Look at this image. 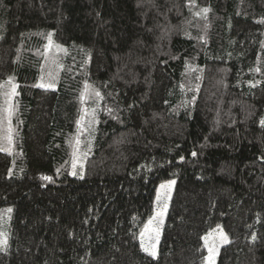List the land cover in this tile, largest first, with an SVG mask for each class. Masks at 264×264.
<instances>
[{
  "label": "trees",
  "instance_id": "trees-1",
  "mask_svg": "<svg viewBox=\"0 0 264 264\" xmlns=\"http://www.w3.org/2000/svg\"><path fill=\"white\" fill-rule=\"evenodd\" d=\"M0 146V264H264V0H0Z\"/></svg>",
  "mask_w": 264,
  "mask_h": 264
},
{
  "label": "rangeland",
  "instance_id": "rangeland-1",
  "mask_svg": "<svg viewBox=\"0 0 264 264\" xmlns=\"http://www.w3.org/2000/svg\"><path fill=\"white\" fill-rule=\"evenodd\" d=\"M9 95H11V98H15L14 91H11ZM0 148H2V146H0ZM174 186L175 180H167L161 182L158 185L153 202L152 213L143 224L139 232L141 249L148 255H150V251L154 250L156 254L155 256L150 255L152 257H157L159 253L161 235L168 212L170 199L174 191ZM9 209L11 208H8L4 213L5 218L7 215H9V212H11L8 211ZM2 223L3 224L0 226V249H3L6 246L5 241L7 240L5 235L7 232L6 225L4 221ZM203 242L207 248L209 257L202 264H217L218 253L223 246L228 244L229 238L222 227L217 226L203 237ZM145 249H148V251Z\"/></svg>",
  "mask_w": 264,
  "mask_h": 264
},
{
  "label": "snow or ice",
  "instance_id": "snow-or-ice-1",
  "mask_svg": "<svg viewBox=\"0 0 264 264\" xmlns=\"http://www.w3.org/2000/svg\"><path fill=\"white\" fill-rule=\"evenodd\" d=\"M203 11L206 13L208 11V9H204ZM9 83H11V81H9ZM13 91H14V88H13ZM97 95H98V93H97ZM45 179H50V178L49 177H45ZM8 211H11V209H9ZM5 243H6V241H5ZM145 250L148 251V249H145ZM149 254L155 256L156 253H155L154 250H152V251L149 252Z\"/></svg>",
  "mask_w": 264,
  "mask_h": 264
}]
</instances>
